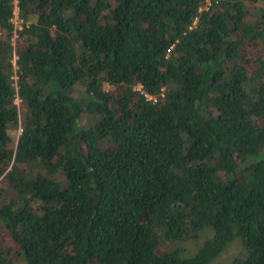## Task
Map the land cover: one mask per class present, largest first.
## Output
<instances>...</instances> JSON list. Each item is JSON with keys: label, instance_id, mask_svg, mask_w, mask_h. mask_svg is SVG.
I'll use <instances>...</instances> for the list:
<instances>
[{"label": "trees", "instance_id": "16d2710c", "mask_svg": "<svg viewBox=\"0 0 264 264\" xmlns=\"http://www.w3.org/2000/svg\"><path fill=\"white\" fill-rule=\"evenodd\" d=\"M0 30V264H264V0H0Z\"/></svg>", "mask_w": 264, "mask_h": 264}, {"label": "rangeland", "instance_id": "374dc122", "mask_svg": "<svg viewBox=\"0 0 264 264\" xmlns=\"http://www.w3.org/2000/svg\"><path fill=\"white\" fill-rule=\"evenodd\" d=\"M17 102H19V99H17ZM20 130L21 129L18 125L17 128L12 130L11 132L12 136H15L17 138V135L19 134ZM212 234H213L212 227L207 226L200 230V233L197 238L189 239V240H176L173 243L168 244V246H181L183 247V254L185 256H191L196 253V251L204 242V240L210 237ZM163 250L164 247L160 246L159 251H163ZM246 254H247V250L242 243L241 237L236 236L232 240L228 241V243L223 248V250L220 253H218L208 264H231V261L234 258V256L236 255L245 256Z\"/></svg>", "mask_w": 264, "mask_h": 264}, {"label": "built area", "instance_id": "2783aa9c", "mask_svg": "<svg viewBox=\"0 0 264 264\" xmlns=\"http://www.w3.org/2000/svg\"><path fill=\"white\" fill-rule=\"evenodd\" d=\"M17 9H18V7H17V5H15V7H14V15H13V17L11 19L14 22L15 27L17 26V27L20 28L21 25L19 23V19H18L19 17H18ZM145 95L147 96L148 99L156 100V97L154 95L147 94V93H145Z\"/></svg>", "mask_w": 264, "mask_h": 264}]
</instances>
